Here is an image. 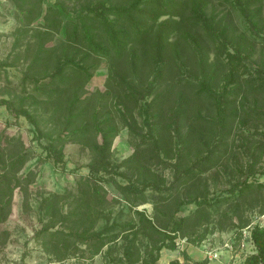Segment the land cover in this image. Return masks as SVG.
Here are the masks:
<instances>
[{"label": "rangeland", "instance_id": "1", "mask_svg": "<svg viewBox=\"0 0 264 264\" xmlns=\"http://www.w3.org/2000/svg\"><path fill=\"white\" fill-rule=\"evenodd\" d=\"M122 1L128 0L110 2ZM193 1L199 0H185L189 5ZM200 1L206 16H230L236 32L232 44L245 45L242 63L234 66L235 77L224 75L220 86L235 93L237 104L245 101V119L229 136L218 132L212 139H205L207 128L192 118L181 132L165 120L158 144L154 113L145 105L152 97L138 99L127 90L119 97L109 93L107 82H115L111 62L92 54L91 64L100 62V67L91 70L93 78L84 92H102L108 107L89 127L95 133L102 123V132L111 137L102 156L100 136L90 144L68 141L57 147L49 140L66 130L72 96L70 89L56 90L50 81L58 60L63 63L60 46L40 67H33L36 36L44 37L47 29L41 18L28 13L40 5L42 13L57 8L63 20H76L100 3L105 8L111 3L0 0V151L7 140L28 156L19 183L12 187L10 213L0 224V232L8 233L0 264H242L256 253L251 234L264 228V118L257 113L264 110V92L257 98L250 93L262 84L254 69L264 62V0L254 6H248L252 0ZM188 33L187 49L179 59L182 68H171L177 103L181 93L185 96L188 87L181 86L189 75L197 76L196 51L209 63L217 54L216 44L202 30ZM63 38L62 32L54 34L45 44L52 47ZM228 47L232 53L243 50ZM80 61L77 58L83 66ZM222 65L225 74L231 66ZM201 101L194 100L189 114L201 103L200 116L214 119L209 100ZM173 110L178 111V105L170 102L164 114ZM191 128L188 148L184 143ZM207 156L213 163L206 164L194 187H188L186 169ZM151 225L155 229H148ZM209 252L218 258H210Z\"/></svg>", "mask_w": 264, "mask_h": 264}, {"label": "trees", "instance_id": "2", "mask_svg": "<svg viewBox=\"0 0 264 264\" xmlns=\"http://www.w3.org/2000/svg\"><path fill=\"white\" fill-rule=\"evenodd\" d=\"M110 1L112 0H108ZM120 2H110L109 8H105L103 3H100L101 6L90 9L88 14L80 15L76 20H63L57 8L49 7L42 13L40 5L38 10L28 13L29 16L41 18L42 26L47 29L44 37L36 36L38 39L37 54L32 63L33 67H40L45 58L58 50L60 46V59H63V63L58 60V67L50 76V81L52 85H56V90L70 89L72 96L68 100L66 130L60 133L57 139L49 138L56 144L54 147L65 145L68 141L90 144L96 142L97 136H100L102 143L98 149L101 150V155L103 156V152L109 150L111 137L108 133L102 132L103 124L99 125L100 128L98 127L95 133L89 128L92 123H98V119L107 112L108 108L103 100L102 92H97L95 95H88L84 92L85 86L93 78L91 70L100 67V62L91 64L92 54L99 60L102 58L111 62L114 80L116 82L118 79L119 83L117 85L114 81L107 82L109 93L114 92V95L119 97V95H127L128 92H125L127 90L132 92L131 96L136 94L138 99L143 98L144 95L152 97L151 100L145 102V105L148 112L154 113L155 130L159 135L158 144L162 141L161 124L165 120L167 124H175L181 132L186 121L192 118L195 120L193 123H199L200 126L207 128L203 134L205 139H212L218 132L223 137L229 136L233 127L244 118L247 107L245 101L237 104L233 91H228L226 87L220 88L224 80L223 76L225 75V79L228 76L235 77L234 66L242 63L244 59L242 57L245 51L244 43L240 42L241 45L236 46L232 44L236 32L235 29L233 31L231 17L228 16L225 19L214 15L206 16L205 3L200 0L193 1L190 5L185 0ZM257 3V0H252L248 6L257 5ZM163 17L168 18L161 20ZM194 28L202 30L203 36L205 34L206 39L210 38L216 44V59L209 63L205 61L203 52L199 54L196 51L200 58L197 63L193 64L198 70L195 71L197 76L192 77L191 73H194V69L189 73L191 75L186 80V84L181 86L182 88L188 87V89L184 91L185 96L181 93L178 97L180 102L177 103L172 98L175 94V85L171 68L172 64L177 70L182 68L179 59L187 49L185 43L190 40L187 36L190 34L188 31L192 33ZM61 32L64 36L63 40L52 47L45 44V41H51L49 40L51 36ZM228 45H233V50L240 48L243 50L232 53ZM79 57L81 60L79 63L83 66L76 62ZM222 63L227 67L231 66L225 74ZM254 70L260 75L262 82L261 86L257 88L253 86L251 89L250 95L257 98L264 92V76H262L264 62L258 64ZM195 84L196 88L193 87ZM253 84L250 80L247 86L251 88ZM187 91L189 95H186ZM237 95L240 96V92ZM194 100L200 102L209 100L216 114L214 119L200 116L201 103L196 104L198 111H195L197 112L193 111L189 114ZM170 102L178 105V111L173 110L168 116L164 114V109ZM22 113L29 117L27 112ZM257 113L264 118V110L257 111ZM71 126L73 129H69ZM191 130L192 128L188 130V138L184 143L188 148L192 145L191 132L193 131ZM3 143L4 149L0 151V170L2 171L0 173L2 175L0 176V224L5 222L10 213L12 187L19 183L18 174L28 160L27 154L16 150L12 142L4 140ZM209 163H213V160L209 156L203 157L186 169L188 187H194L198 180H201L205 171L204 167ZM175 167L179 168L180 165L176 164ZM148 229H155V227L151 225ZM7 235L5 230L0 232V252L7 241ZM251 237L256 253L249 256L242 264H264V228L253 229ZM169 264L182 263L179 260H172ZM193 264L206 263L194 262Z\"/></svg>", "mask_w": 264, "mask_h": 264}, {"label": "built area", "instance_id": "3", "mask_svg": "<svg viewBox=\"0 0 264 264\" xmlns=\"http://www.w3.org/2000/svg\"><path fill=\"white\" fill-rule=\"evenodd\" d=\"M209 256H210V258H215V259H217L218 258V254H216V253H212V252H209Z\"/></svg>", "mask_w": 264, "mask_h": 264}]
</instances>
